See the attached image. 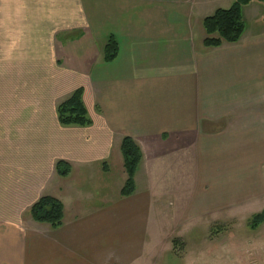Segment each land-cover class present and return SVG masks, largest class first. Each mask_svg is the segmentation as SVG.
Returning a JSON list of instances; mask_svg holds the SVG:
<instances>
[{
	"label": "crops",
	"instance_id": "obj_1",
	"mask_svg": "<svg viewBox=\"0 0 264 264\" xmlns=\"http://www.w3.org/2000/svg\"><path fill=\"white\" fill-rule=\"evenodd\" d=\"M234 2L0 0V264H153L191 222L264 198V6H244L262 24L240 41L203 43V19ZM78 88L92 123L63 126ZM126 136L143 152L134 193L32 222L42 195L61 200L57 160L117 169L121 191Z\"/></svg>",
	"mask_w": 264,
	"mask_h": 264
},
{
	"label": "rangeland",
	"instance_id": "obj_2",
	"mask_svg": "<svg viewBox=\"0 0 264 264\" xmlns=\"http://www.w3.org/2000/svg\"><path fill=\"white\" fill-rule=\"evenodd\" d=\"M253 2L264 6L259 1ZM246 23L256 29L262 20ZM94 169L97 168L81 167L73 173L70 171V176L61 181L63 187L59 195L68 212L85 211L119 197L122 180L118 170L111 168L109 173L101 175ZM108 181L109 185H106ZM263 210L264 198L255 197L219 218L212 215L191 222L183 228L182 239L174 242L177 237L172 238L173 251L163 253L161 248L158 249L153 264H264V223L257 228L250 225L253 215ZM31 220L39 226H48ZM165 225L168 226L167 222ZM167 229L168 232L171 230Z\"/></svg>",
	"mask_w": 264,
	"mask_h": 264
},
{
	"label": "trees",
	"instance_id": "obj_3",
	"mask_svg": "<svg viewBox=\"0 0 264 264\" xmlns=\"http://www.w3.org/2000/svg\"><path fill=\"white\" fill-rule=\"evenodd\" d=\"M253 0H235L228 9H217L215 12L203 19L205 38L203 43L206 47H219L225 43H236L240 41L245 30L246 23L243 15L244 6ZM264 4V0H256ZM119 52L118 41L114 36H109L104 46L103 60L106 62L116 58ZM57 116L63 126L86 127L91 125L92 120L88 115L84 100L83 90L78 88L57 105ZM121 153L124 161V168L127 179L120 193L122 196H129L136 190L135 175L142 163L143 152L140 145L129 136L123 138L121 142ZM56 173L61 177H66L71 171L70 164L65 160H57L55 163ZM29 214L31 218L40 224L48 225L51 229H56L63 224L64 204L52 195H42L34 202ZM264 223V210L254 214L250 220V225L257 228ZM174 240V242H176Z\"/></svg>",
	"mask_w": 264,
	"mask_h": 264
}]
</instances>
